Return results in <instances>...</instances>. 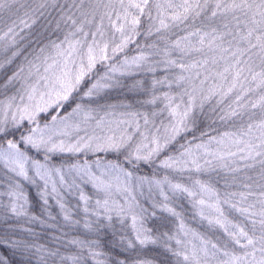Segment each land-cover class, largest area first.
Masks as SVG:
<instances>
[{
    "label": "snow or ice",
    "instance_id": "snow-or-ice-1",
    "mask_svg": "<svg viewBox=\"0 0 264 264\" xmlns=\"http://www.w3.org/2000/svg\"><path fill=\"white\" fill-rule=\"evenodd\" d=\"M0 264H264V0H0Z\"/></svg>",
    "mask_w": 264,
    "mask_h": 264
}]
</instances>
